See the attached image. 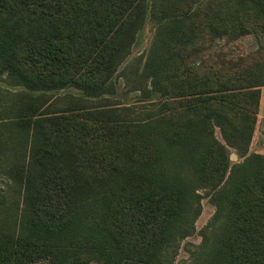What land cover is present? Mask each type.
I'll return each instance as SVG.
<instances>
[{
    "label": "trees",
    "instance_id": "obj_1",
    "mask_svg": "<svg viewBox=\"0 0 264 264\" xmlns=\"http://www.w3.org/2000/svg\"><path fill=\"white\" fill-rule=\"evenodd\" d=\"M197 1L0 0V76L26 90L5 111L13 141L0 139L17 194L0 202V264H161L193 233L199 191L211 192L218 227L202 234L198 264H264V152L249 153L264 0ZM148 3L158 33L140 79L158 102L55 108L67 88L108 94ZM243 36L254 53L196 61L212 39Z\"/></svg>",
    "mask_w": 264,
    "mask_h": 264
},
{
    "label": "rangeland",
    "instance_id": "obj_2",
    "mask_svg": "<svg viewBox=\"0 0 264 264\" xmlns=\"http://www.w3.org/2000/svg\"><path fill=\"white\" fill-rule=\"evenodd\" d=\"M220 0H198L197 6L203 8L208 3L216 6ZM185 2V0H183ZM187 3V2H185ZM147 16L143 27L137 33L135 41L131 46L129 55L119 65L115 75L111 80L112 87L108 94L97 99L86 98L81 92L74 88H67L52 100L55 108H61L66 105L83 106L89 103V107H109L115 110L129 108L134 112L140 113L150 110L152 106L158 102L159 94L151 91L148 82V89L142 91L145 87L140 79L142 69L149 51L153 48L156 35L158 33L157 26L150 18L151 3L147 5ZM257 43L252 36H243L237 39L215 38L203 47L202 52L197 53L196 61L204 59L234 61L244 58L254 53L257 49ZM25 89L17 86L15 82L6 77L0 76V139L11 142L13 140L7 137L11 133L10 123L5 117V111L15 103L19 96L25 93ZM77 102V104H76ZM78 107V106H77ZM6 119V120H5ZM11 128L12 125H11ZM215 138L223 144L218 129H215ZM231 155L235 156L232 163H240L236 153L231 149ZM264 152V87L260 89V106L257 115V122L253 138L249 147V153L262 154ZM7 159H0V202L5 201V206L16 202L17 194L13 188V183L7 177L6 162ZM200 214L194 223L193 233L174 244L172 248L165 252L162 257L161 264H198L199 246L203 241V235L210 236L218 227V221H214L216 208L211 204L209 191H199ZM1 204V203H0ZM215 227V228H214ZM31 264H49L47 261L38 260Z\"/></svg>",
    "mask_w": 264,
    "mask_h": 264
},
{
    "label": "water",
    "instance_id": "obj_3",
    "mask_svg": "<svg viewBox=\"0 0 264 264\" xmlns=\"http://www.w3.org/2000/svg\"><path fill=\"white\" fill-rule=\"evenodd\" d=\"M231 160H235V156L233 154L231 155Z\"/></svg>",
    "mask_w": 264,
    "mask_h": 264
}]
</instances>
